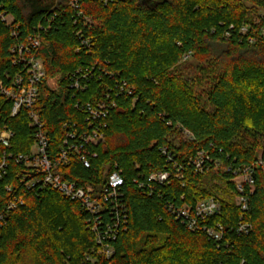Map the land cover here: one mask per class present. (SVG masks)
<instances>
[{
    "label": "trees",
    "instance_id": "1",
    "mask_svg": "<svg viewBox=\"0 0 264 264\" xmlns=\"http://www.w3.org/2000/svg\"><path fill=\"white\" fill-rule=\"evenodd\" d=\"M71 1L0 0V13L13 20L11 27L0 21V79L22 73L21 66L12 65L11 49L42 25L46 31L29 56L44 65L36 109L52 156L68 132L86 130L75 103L95 104L109 94L115 106L105 121L104 141L90 149L97 155L90 168L71 154L54 172L100 194L115 167L120 170L126 227L112 243L108 261L99 256L98 262L86 260L95 258L98 249L87 228L89 215L52 188L38 195L20 191L15 175L22 167L10 163L0 180V210L19 195L23 204L0 228V264H264V171L255 166V139H264V0H77L91 19L87 27L80 20L74 24ZM211 59L217 74L209 84L213 109L207 111L193 82L180 72L190 60L200 64ZM78 69L91 71L82 93L69 88ZM48 79H56L57 91L46 85ZM123 83L121 92L115 85ZM176 125L193 140H182ZM4 128L14 134L10 151L29 152L34 137L27 113L11 117L10 105L0 97V130ZM162 148L173 162L160 155ZM197 152L208 157L202 174L191 164ZM260 157L264 159V146ZM241 167H251L254 179L251 193L245 187L246 213L235 202L232 181L233 171ZM157 172L170 174L167 184L153 183L152 192L139 186ZM10 185L13 193L6 191ZM212 197L220 202V213L198 221L194 231L169 209H192ZM241 216L251 226L245 235L235 232ZM103 218L109 222L108 214ZM217 226L223 229L220 241L201 230Z\"/></svg>",
    "mask_w": 264,
    "mask_h": 264
},
{
    "label": "built area",
    "instance_id": "2",
    "mask_svg": "<svg viewBox=\"0 0 264 264\" xmlns=\"http://www.w3.org/2000/svg\"><path fill=\"white\" fill-rule=\"evenodd\" d=\"M71 9L76 10L74 24L80 23L83 27L91 26V19L85 17L79 9L77 0L69 3ZM0 21L7 27L12 26V18L9 15L0 13ZM36 33L29 35L26 42L16 44L11 53L13 57V66H21L22 73L14 76L4 75L0 79V97L10 105V116H16L19 112L25 111L29 120V128L33 132L34 143L29 152L13 153L10 151L11 141L14 136L9 129L0 130V180L5 178L9 172V164L22 167V172L15 175L19 190L32 192L35 195L43 188H52L56 190L63 198L76 201L82 209L89 215L87 219V228L94 234L95 243L98 247L96 257H86V260L98 262V256L102 261H108L114 253L112 243L116 240L121 229H125L127 223V209L123 202V193L121 186L123 184L121 171L116 170L108 177L106 185L103 187L100 194H95V190L91 185L79 186L75 182L63 181L61 177L54 172L58 165L67 164L70 155L76 154L78 160L86 169L90 168V160L95 159L97 155L90 149L104 141V129L106 127V119L109 109L115 106V102L110 100L109 94H105V101H99L95 104L76 102L74 107L84 117L86 130L72 131L66 134L62 147L59 148L56 155L52 156L48 149L49 142L43 130V123L39 118L38 110L36 109L39 102V87L44 80L45 71L41 59L29 56L30 51L36 50L40 45V33L46 29L42 25L36 27ZM244 29L242 32L244 33ZM80 32H77L78 35ZM12 35L16 32L12 30ZM27 55V57H26ZM189 54L183 57V61L189 59ZM91 71L76 70L69 78V88L74 93H82L87 88V83ZM50 84H53L51 86ZM46 85L53 91L58 90L56 79H48ZM119 90L126 88L123 83ZM130 95L131 91L127 90ZM117 97V95H116ZM175 129L180 132L182 140L192 141L191 134L183 129L180 125H176ZM160 155L166 158L168 163L173 162L171 154L166 148L160 149ZM208 157L203 152H197L191 164L196 173L202 174L205 168L204 163ZM256 167L264 171V159L258 158ZM173 168L179 172L177 164H173ZM218 163L214 162L212 169L217 170ZM251 167H241L233 171V182L235 183L236 195L235 202L242 213L248 210V187L252 192L254 179L252 176ZM170 174L168 172L152 173L147 177V184L139 183L140 187L146 188L152 192L153 183L164 186L168 183ZM237 179H241L240 181ZM13 186H7L6 191L13 193ZM23 204L22 196L14 197L9 200L0 210V228L6 224L7 215ZM169 209L176 216V219L181 220L189 231L197 230L198 221L206 220L212 216H217L220 213V202L215 198H208L198 201L191 209L185 206L175 208L170 206ZM105 214L109 215V222L103 218ZM251 226L248 222L242 221V216L239 218V223L236 226L237 234H248ZM207 236L215 241H220L223 237V229L220 226L215 228L202 227ZM101 263V261H100Z\"/></svg>",
    "mask_w": 264,
    "mask_h": 264
},
{
    "label": "rangeland",
    "instance_id": "3",
    "mask_svg": "<svg viewBox=\"0 0 264 264\" xmlns=\"http://www.w3.org/2000/svg\"><path fill=\"white\" fill-rule=\"evenodd\" d=\"M261 13L262 12L258 13L256 16L254 15L253 20L257 21L258 20L257 18L258 16H260ZM213 65H214L213 59H211L210 61L204 62V63H200V64L194 60H190L188 63L185 64L184 67L181 68V72H180V75L185 81L193 82V83H190V86H192L195 96L200 100L201 105L207 111H212L213 109L208 102V94L210 91V85L215 82V76L217 74V71L215 68H213ZM50 85L53 86V84H50ZM237 139L235 140L237 141ZM249 139L253 141L252 138H247V140ZM240 140L241 139H239L238 141L243 142ZM256 140H257V146H259L256 149V154L259 156L258 158H260V155L262 153V146H264V139L262 138L255 139V142ZM237 180L240 181L241 179H237ZM216 184L218 187L225 189V186L222 185L220 182L216 181ZM220 192H221V189H220Z\"/></svg>",
    "mask_w": 264,
    "mask_h": 264
}]
</instances>
